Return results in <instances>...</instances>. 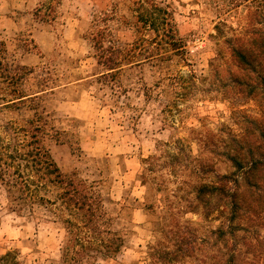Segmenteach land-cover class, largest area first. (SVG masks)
Listing matches in <instances>:
<instances>
[{
	"label": "rangeland",
	"instance_id": "rangeland-1",
	"mask_svg": "<svg viewBox=\"0 0 264 264\" xmlns=\"http://www.w3.org/2000/svg\"><path fill=\"white\" fill-rule=\"evenodd\" d=\"M155 1L172 13L182 47L161 48L151 60H124L109 70L90 40L91 20L101 8L114 12L107 21L111 35L131 42V0H114L113 12L109 2L55 0L49 21L43 20L51 18L44 13L47 0H0L7 60L32 69L20 86L24 93L38 92L0 117L17 124L33 119L62 174L103 199L92 223L87 215L60 213L57 200L16 205L0 182V264H153L151 247L170 246L165 231L188 225L206 236L217 224L203 218L200 208L188 211L195 206L189 161L196 157L211 161L216 171L230 170L215 152L226 148L230 136H241L250 118H263L255 99L224 95L235 68L224 39L245 23L246 5ZM61 191L49 186L41 193L55 199ZM104 229L123 241L107 255L99 243L107 238ZM259 230L264 237V228Z\"/></svg>",
	"mask_w": 264,
	"mask_h": 264
},
{
	"label": "trees",
	"instance_id": "trees-1",
	"mask_svg": "<svg viewBox=\"0 0 264 264\" xmlns=\"http://www.w3.org/2000/svg\"><path fill=\"white\" fill-rule=\"evenodd\" d=\"M47 1L44 13L51 18L45 21L55 18V0ZM93 1L99 6L109 2L110 10L115 9L114 0ZM229 1L233 5L245 3L246 15L243 25L232 28L237 33L224 39L235 67L230 71L224 95L240 101L255 99L264 109V0ZM131 2L134 16L131 42H121L111 35L107 21L114 12L109 14V10L101 8L91 20L90 40L98 61L109 70L120 68L124 60L126 64H137L160 55L161 48L178 51L183 45L175 34L172 13L167 8L155 0ZM41 11L39 6L35 14ZM150 33L152 36L148 37ZM138 55L143 57L137 58ZM31 72L26 65L9 62L5 43L0 41V112L13 106L19 108L37 96L38 92L24 93L20 86ZM176 77L183 80L181 75ZM247 123L241 136H230L226 148L215 152L219 162L229 163L230 170L216 171L211 161L196 157L189 161L194 162L190 172L195 206L190 205L188 211L200 208L203 218L211 217L217 224L206 236H198L188 225L165 231L163 235L170 246L151 247L149 257L153 264H264V237L259 230L264 228V110L263 118H250ZM41 132L31 118L25 124H17L0 117V182L16 205L54 204L57 200L61 204L57 208L60 213L71 210V214L89 216L88 222L93 223L100 217L102 197L62 174ZM49 186L62 187L55 199L41 193L47 192ZM65 222L69 226L75 224L69 218ZM102 232L107 235L99 240L105 249L103 255L117 251L123 244L121 236L110 229ZM74 244L85 247L77 241ZM70 247L69 244L66 249Z\"/></svg>",
	"mask_w": 264,
	"mask_h": 264
}]
</instances>
